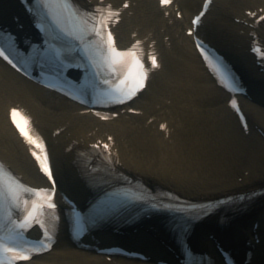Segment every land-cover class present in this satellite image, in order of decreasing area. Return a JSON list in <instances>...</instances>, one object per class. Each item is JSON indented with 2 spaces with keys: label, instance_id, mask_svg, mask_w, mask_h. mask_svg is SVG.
<instances>
[{
  "label": "bare ground",
  "instance_id": "6f19581e",
  "mask_svg": "<svg viewBox=\"0 0 264 264\" xmlns=\"http://www.w3.org/2000/svg\"><path fill=\"white\" fill-rule=\"evenodd\" d=\"M188 1L180 0L181 4L184 3L182 8L189 9L186 13L193 11L187 4ZM154 5V0L145 1L138 9L139 12H145L144 18L137 20L139 17L136 8L135 17L127 18L128 21L130 19L131 24L123 22L119 27L121 37H131L132 31H136L137 27L141 29V26L144 28L141 37L148 33H152L155 38L158 34L164 37L171 36L170 43L171 40L172 43L169 51L174 49V53L168 52L162 40L163 36L160 38L162 41L158 47L166 51L163 72L157 75L147 96L141 97L135 105L141 109L146 107L142 109V111L145 110L143 119L148 121L157 109L155 111L147 106L155 103V106L160 105L161 110L167 113L165 110L167 102L164 100H172V114L182 118L183 125L186 126L175 132L171 137L174 141L171 144L164 142L158 131L152 132L145 127L139 131L135 130V127L131 125L134 122L124 121L126 117H122L117 122L123 121L124 123L114 129L118 137L117 147L121 153L120 169L122 168L124 173L132 178H140L153 187L163 188L186 199L202 202L217 201L233 195L264 190V137L261 135L264 132V106L257 104L247 106L252 133L248 134L241 130L238 123L230 119L229 111L225 108V95L215 87L196 54L174 42L176 38L175 33L172 32L174 28L171 27L166 34L161 33L165 27L164 24L169 21L164 20ZM250 6H254L253 9L255 7L264 8V0L224 2L220 6V11L226 13V16L220 19L223 22L222 28L229 26V18L233 12H243ZM0 7L6 9L2 12L3 17H8L13 12L11 9H15V3L12 0H2ZM22 22L27 31L28 21L23 19ZM151 27H155L154 30L150 31ZM188 40V38L185 40L187 44ZM193 69L196 70L195 74H192ZM259 77L264 80V76ZM260 95L264 105V87ZM0 99V158L28 178H40L25 146L10 124L8 107L14 106L12 103H21L34 115L36 121L42 128H45L47 133L58 126L63 117L72 118L70 112L78 111V109L62 103L61 107H58L54 97L22 81L1 62ZM70 108L71 111L68 112ZM192 108H197L196 113H192ZM140 118L136 120L144 126V121L142 122ZM72 119L79 121L75 129L82 132L83 125H80V123L83 124L82 118ZM115 123L110 125H115ZM67 145L68 143L62 142L53 147L58 174L68 167L67 164L64 165L68 159L63 154ZM69 182H74V179ZM256 223L260 224L258 233L264 241V198L259 199L252 208L240 209L235 214L209 219L204 225L207 226L206 229H203L204 226H202L203 230L197 229L198 242H200L197 245L214 249V244L208 242L204 236L205 233L215 234V229H218L221 234H217L225 237L237 236L240 232L247 235L254 230ZM138 240L137 244L146 251L153 250L155 253L164 252L166 254V247L162 243L167 241L163 237L155 239L154 233L150 232L149 235L144 233V237L140 236ZM58 249L53 256L48 258V261L32 264H108L93 254L75 251L65 243H62ZM173 258H167V260L173 263ZM121 263L152 264L124 260Z\"/></svg>",
  "mask_w": 264,
  "mask_h": 264
},
{
  "label": "snow or ice",
  "instance_id": "6c2138e0",
  "mask_svg": "<svg viewBox=\"0 0 264 264\" xmlns=\"http://www.w3.org/2000/svg\"><path fill=\"white\" fill-rule=\"evenodd\" d=\"M162 2L164 4L169 3V0H162ZM125 7H127V5H125ZM109 11H111V9L109 8ZM113 15L118 16L119 13H113ZM194 23H196V21H194ZM94 27H99L101 29L100 32H97V35L101 36V39H104L103 33L104 30L106 29V24L103 21H98L97 25H95ZM107 42H108V49H109V54L111 57L114 58H125V57H131V62L125 66V72L124 75L126 76H130L132 75L133 72H135V78L132 81L135 84V87L131 88V90L128 92V98H131L132 95L135 94L136 91H138L140 88H143L144 86V80L146 79V75L147 73L144 70V66L143 63L141 62L139 56L137 55V53L134 51L135 47L133 50H129L127 52H121L118 51L115 46H114V42L112 41V36L111 33L108 32L107 33ZM0 55H2V53H0ZM152 65L153 67L156 66V62H155V57H152ZM19 113L16 110L12 111V117L13 120L15 122V117L18 115ZM25 123L27 124L28 122L25 121ZM17 127H19V124H17ZM21 131L23 132L24 130L21 129ZM27 135V134H26ZM31 137H29V140L31 141ZM105 147H107V145H105ZM35 155V153H34ZM0 170H2V166H0ZM43 170L45 171V173L48 174L49 179H51V173L48 169L47 166H43ZM21 187H24L21 185ZM27 190V189H25ZM3 186L0 185V195L3 194ZM39 190H32L31 194L32 195H37ZM49 207H54V205L49 204ZM26 214H27V210H26ZM23 226V225H22ZM31 258V254L25 251H21L17 256L14 257L15 260H28Z\"/></svg>",
  "mask_w": 264,
  "mask_h": 264
}]
</instances>
